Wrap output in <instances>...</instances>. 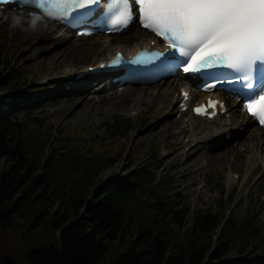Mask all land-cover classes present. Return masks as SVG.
Instances as JSON below:
<instances>
[{"label":"trees","instance_id":"obj_1","mask_svg":"<svg viewBox=\"0 0 264 264\" xmlns=\"http://www.w3.org/2000/svg\"><path fill=\"white\" fill-rule=\"evenodd\" d=\"M20 74L13 68L0 81V88L17 86ZM8 111V104H2L0 228L15 229L23 237L28 264H200L222 215L197 211L182 221L189 215L188 208L169 210L163 202H154L148 190L135 188L133 182L142 176L133 173L127 180L107 181L95 189L79 216L116 149L108 154L90 136L95 146L82 151L61 149L62 145L58 148L50 142L46 150L39 125L20 126L8 119ZM130 155L133 160L139 157L135 148ZM3 158L9 161L7 167L1 164ZM237 237H243L237 225L227 221L210 261L226 259L231 251L241 252ZM255 250L253 245L251 252ZM0 264L18 263L3 256Z\"/></svg>","mask_w":264,"mask_h":264},{"label":"snow or ice","instance_id":"obj_2","mask_svg":"<svg viewBox=\"0 0 264 264\" xmlns=\"http://www.w3.org/2000/svg\"><path fill=\"white\" fill-rule=\"evenodd\" d=\"M8 3L9 0H0ZM49 17L62 21L88 16L101 0H36ZM143 28L155 33L168 49L179 54L176 66L185 73L200 74L203 70L229 69L242 82L243 107L264 126V0H106L103 4L108 30L126 28L136 13ZM162 52H139L132 64L146 63L163 56ZM124 58L117 53L112 64ZM173 66H168L171 70ZM254 81L256 83H254ZM224 81L208 83L206 90ZM183 95L187 99L188 93ZM223 107L209 98L197 106L198 114ZM215 115V112L211 113Z\"/></svg>","mask_w":264,"mask_h":264},{"label":"rangeland","instance_id":"obj_3","mask_svg":"<svg viewBox=\"0 0 264 264\" xmlns=\"http://www.w3.org/2000/svg\"><path fill=\"white\" fill-rule=\"evenodd\" d=\"M12 21L10 20L9 22H6L0 25V50L1 52L5 51L8 45L12 44V47H13L14 43L18 42L19 46H17L15 50H12V47H11L7 51V54L11 55L12 62H14L13 67H16V69L19 72H21L22 70L21 67L29 66L25 71L30 70L31 73H35V77H38V74H36V72L49 71L48 68H51L52 62H51V59L48 58V55L50 52H54L55 50H58V49H53L52 51H48L49 49L53 47H49V42H48L49 38H47L48 36L44 35L43 30L48 31L50 29L49 26H46L45 24H40L38 26L40 30L38 29L34 30V29H29L26 26H22L16 21H13V22ZM35 33H37V36H35ZM11 37H14L13 41H11ZM38 38L41 40L39 43L35 44ZM31 42H32L31 46L28 47V45ZM88 42L89 40L87 39L77 40L74 43L75 45L74 44L70 45L69 50L64 51V52H68V51L75 52V50L77 51L78 49V52L83 53L86 56H81L82 57L81 58L78 53H74L71 56L62 58L61 61L67 62V61H70L71 58H73L74 61L79 62L80 65L87 62L92 54L91 49L95 48V46L92 45L90 47V46L85 45L87 46L85 48H89L85 50H80L77 47L81 46L82 44L88 43ZM44 48L47 49V52L43 51ZM58 53H61V52L58 50L57 54ZM2 71L6 73L7 71H9V69L6 70V67H0V73ZM2 79L0 75V81ZM21 101H18L16 103H20ZM102 104H104V102H102ZM106 104L108 105L107 110H111V112L106 116H104V113L102 115L98 114L99 106L97 105H93L92 103H83L81 105V102L77 103L76 101H74V102H71L70 105L67 104L63 106L65 109L60 114H57L55 116L42 117L41 120H44L45 118L46 123L49 122L53 126V130L58 128V126H60L61 124H68L67 126L70 129L77 130L80 132V134L81 133L86 134V137H81L84 142L89 141L91 139L90 136L92 135L96 137L97 139H99L97 140V146L105 144L106 142L108 143L107 146H109L111 149H118V151L116 152L117 153L116 157L119 154L118 152L124 150L125 146L129 145L130 142H132L134 146L137 144L136 150L139 153V157L136 160H134L132 163H130L129 166L127 165L128 163L125 159L127 163L125 164L126 168L127 166L129 167L128 171L129 170L130 171L140 170L141 165L144 166L142 162L151 163L150 155H154L153 150L154 148H156V143L159 140V136L161 133L163 135L164 142L166 141L168 143L171 142L172 146L175 147L177 151L179 152L181 151L182 149L181 145L183 144V142L177 143L180 140L179 134H173L172 133L173 129H170L164 124L159 127H158V124L155 125L156 117L158 118L159 116H161L162 112L166 111L165 103L162 104L163 107H162L161 112H154L156 108H153L152 110H150V111H153V113L150 115L148 119L144 117L143 115H137L135 117H132L133 119L131 120H127V121L121 120V122L119 123L122 125L123 130L119 133H113L111 131V127H104L102 125L105 122H107L106 120L107 118L113 117L112 115L113 104H110L108 102ZM124 107L131 108L128 105V102L125 103ZM73 111H76V113L74 112L72 115L73 117H71V119H68L67 115ZM84 111H87L88 115L86 117H83ZM168 113L170 115L169 118L171 120L172 115L170 112ZM37 114H38V117L42 115V113L40 112H38ZM42 122L44 123V121ZM79 124H80V127H79ZM155 127L160 129L158 133L155 130L156 129ZM81 128L83 131H87V132L80 131L79 129ZM107 128H110V129L107 131L106 130ZM150 128H153V129L150 130ZM134 130L138 131L136 135H134ZM84 142L74 141L71 143L74 145H78L79 148L84 149L87 145ZM221 152H223V150L222 151L218 150L216 153L213 154L211 158H217L219 155H221L220 154ZM110 160L112 162V165H108L107 167L102 169L99 175L100 178L98 180H101L105 175L109 174L110 172H113L115 170L120 171V168H118V164H119L118 161L120 159L119 160L110 159ZM8 162L9 161L6 160L5 158L1 160V164L4 167H7ZM221 162H223V160H217L215 164L211 163L205 167L200 166L198 168L199 174L198 175L195 174L193 177L190 178V182L195 184V186L189 189L192 191L198 190L201 193L195 203H193L192 200L190 199L188 200V204L190 203L189 205H191V209H193L192 207L196 208V207L205 206V205L210 206L211 204H214L215 202L220 201L221 197L224 198L226 196V198H228L229 195L232 196V201H233L235 198L239 197V195L241 194L239 193L237 196L235 195V192L239 191L238 187L236 189L234 188L231 189V187L229 186L224 187L222 175H223V170L225 169V166L223 167V169H220ZM177 166L179 168H183V166L179 163H177ZM123 172H126V171H121V173ZM257 175L259 177L258 178L259 185H258L257 191L261 193V192H264V174L260 172L258 169ZM183 176L185 177L186 175H183ZM203 179H204V182L206 183V185L204 184V187L201 184ZM195 193L196 192L194 191V195ZM243 201L246 204L248 200H246L245 198H243V200L239 199L237 206L234 208V213L232 209L231 211L228 210L227 214L232 215V216L237 215V213L241 209L240 207L244 206ZM259 204H263V202H260ZM252 211L254 212V210ZM14 227L18 228V225L15 223ZM257 227L261 229L262 232H264V230L258 224H257ZM15 231H16L15 229H5V228L1 229L0 228V259L3 256H9V257H12L18 264H28L24 258L26 245L24 243L23 237L18 236ZM213 238L216 242L218 241L216 236L215 237L213 236Z\"/></svg>","mask_w":264,"mask_h":264},{"label":"bare ground","instance_id":"obj_4","mask_svg":"<svg viewBox=\"0 0 264 264\" xmlns=\"http://www.w3.org/2000/svg\"><path fill=\"white\" fill-rule=\"evenodd\" d=\"M134 35H135V32H132V34L131 35H128V36H126V37H123V38H121L123 41H125V42H127V43H130L131 42V40L134 38ZM142 36V35H141ZM136 42H139V43H141V42H143V39H142V37H140V38H138L137 39V41ZM111 44V41L109 40V41H107V43L105 44V48H98V47H96V48H92L91 49V52H92V54H91V56H90V58H89V60H94L95 58H97V57H99V56H102V55H105L106 53H108L109 51H110V49L112 48H115L116 47V45H114L113 47L110 45ZM135 44L136 43H133L132 44V47H131V49L130 50H133V48H134V46H135ZM118 46H121V45H118ZM60 51V50H59ZM65 50H62V51H60L61 53H58L57 54V52H58V50H55L54 52H50L49 53V55H48V58H50L51 59V62H52V66H51V68H48V70L49 71H41V73H46V74H53V73H55V76L57 77V76H59L61 79H63V80H65V81H67L70 85H72L73 84V82H74V80H75V78H73L72 76H69L68 74L72 71V70H74L75 68H78V67H81V66H77L78 64H79V62H75L74 61V59L73 58H71V60L70 61H67V62H64V61H61V59L62 58H65V57H68V56H71L72 54H74V53H78L79 54V56L81 57V56H86V55H84L83 53H80V52H78V49H77V51L75 50V52H64ZM106 52V53H105ZM73 57H75V56H73ZM82 58V57H81ZM102 58V57H101ZM47 60V59H46ZM80 61V60H79ZM43 69V68H42ZM59 69H62L63 70V72L65 73L64 75H61L60 74V72H58V70ZM44 70V69H43ZM59 78V79H60ZM186 84V83H185ZM132 92V91H131ZM149 97V94L144 90L142 93H139V94H133L132 96H131V98H132V102H131V105H132V107H135V108H139L140 107V104L141 103H146V102H153V100H149V101H146V98H148ZM146 101V102H145ZM94 105V104H93ZM233 109L231 110V113H233L235 110L236 111H239V113L238 114H236L235 112H234V114L237 116V115H239V116H241V114H242V112H241V110L236 106H233L232 107ZM235 108V109H234ZM101 109L102 110H100L99 109V113H103V111H106L107 109H104L103 107H101ZM91 110V109H90ZM94 110V109H93ZM76 113V111H73V112H71L70 114H68L67 116V118L68 119H71V117H73L72 115H73V113ZM83 114H84V116L83 117H86L88 114H87V111H84L83 112ZM234 120H236V119H231V116L229 117V118H226L225 120H222V119H219V123H220V126L222 127V128H226V129H231L232 128V125L234 124ZM186 126H188V131L190 130V129H194L195 127H196V125L194 124V122H193V119H190L189 121H188V123H187V125ZM212 127V126H211ZM211 127H210V129L209 130H207V131H211ZM207 131H205L204 132V134L203 135H205L206 133H207ZM203 135H199V136H203ZM254 136H256V146L257 147H260L261 146V144L264 142V137L263 136H261L258 132H254V134H253ZM220 137V136H219ZM259 152V150H256V154ZM229 158H227V160L226 161H229L232 157H230V156H228ZM253 157H254V154H251V156H249L248 158H247V160H251V159H253Z\"/></svg>","mask_w":264,"mask_h":264}]
</instances>
